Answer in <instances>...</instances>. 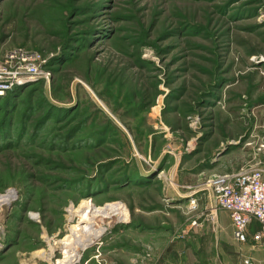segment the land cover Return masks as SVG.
<instances>
[{"label":"rangeland","instance_id":"obj_1","mask_svg":"<svg viewBox=\"0 0 264 264\" xmlns=\"http://www.w3.org/2000/svg\"><path fill=\"white\" fill-rule=\"evenodd\" d=\"M19 48L51 75L0 95V195L15 192L0 264L70 234L88 200L129 213L105 222L109 263L167 264L145 209L249 163L264 140V0H0V59ZM192 251L179 264H208Z\"/></svg>","mask_w":264,"mask_h":264},{"label":"built area","instance_id":"obj_2","mask_svg":"<svg viewBox=\"0 0 264 264\" xmlns=\"http://www.w3.org/2000/svg\"><path fill=\"white\" fill-rule=\"evenodd\" d=\"M50 75L42 54L24 48L14 49L0 59V95L28 83L49 81ZM203 186L213 195L214 209L230 214L237 242L245 244L251 239L255 244H264V140L256 144L249 163L231 173L205 177ZM189 205L190 213L198 210L196 199L191 198ZM254 224L259 229L251 235L250 228ZM196 225L197 221H194L192 226ZM65 237L51 238L45 248L24 264H60L62 260H66L62 264H111L103 256L102 237L91 246L79 248L76 253L60 243ZM4 238V228L0 226V253L5 248ZM68 253L69 258L65 257ZM245 264L253 263L246 260Z\"/></svg>","mask_w":264,"mask_h":264},{"label":"crops","instance_id":"obj_3","mask_svg":"<svg viewBox=\"0 0 264 264\" xmlns=\"http://www.w3.org/2000/svg\"><path fill=\"white\" fill-rule=\"evenodd\" d=\"M261 108H264V104L261 105ZM261 112L264 113V110ZM238 169L239 167L231 166L230 170L222 174L231 173ZM201 174L208 177L217 173L205 174L202 172ZM169 185H173V183H169ZM202 185L198 186V191L191 194H179L178 189L171 191L172 194L169 196L162 194L161 200H169L170 202L167 204L171 206L170 208H165L162 206L163 204H160L158 208L145 209L147 211L144 216V223L139 227L144 228L143 231L151 235L150 240L155 241L154 243H157L160 238H164L158 244L164 247L166 263L172 264L174 259V263L179 264V250L182 251L180 252L182 254L184 253L183 249L188 247L193 250L192 254L195 257L209 259L208 264L211 263L212 259L214 260V257L217 261L220 260V264H245V261L250 259L253 260L254 264H264V244H255L251 239L245 244L237 242L234 238L230 214L223 210L214 209L213 195L210 191L205 190ZM191 198L198 201V210L191 215L188 214V216L190 215L189 218L184 221V217L179 216V213L184 209L189 211ZM181 201L182 203L179 205ZM190 218L197 220V225L191 226L189 229ZM211 218L212 220H210ZM184 222H186L187 227ZM136 227L138 226L136 225ZM258 229V225H252L250 234L257 232ZM179 232L185 234L181 240H179ZM138 234L139 230L133 231V236ZM145 237L148 238V236ZM135 244L136 241L133 242V245Z\"/></svg>","mask_w":264,"mask_h":264},{"label":"bare ground","instance_id":"obj_4","mask_svg":"<svg viewBox=\"0 0 264 264\" xmlns=\"http://www.w3.org/2000/svg\"><path fill=\"white\" fill-rule=\"evenodd\" d=\"M14 197L13 192L0 196V205L4 202L10 204ZM69 213L71 219L77 221L71 225V233L60 240V243L75 253L79 248H86L95 244L105 234L106 220L117 218L123 223L129 220V213L122 203H111L98 207L88 200L83 201L79 208L71 207ZM69 255L70 253L65 257L69 258ZM64 261L66 260L60 261V264Z\"/></svg>","mask_w":264,"mask_h":264}]
</instances>
